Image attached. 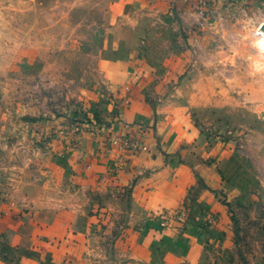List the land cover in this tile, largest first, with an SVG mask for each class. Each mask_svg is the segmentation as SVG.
I'll use <instances>...</instances> for the list:
<instances>
[{
	"label": "crops",
	"instance_id": "1",
	"mask_svg": "<svg viewBox=\"0 0 264 264\" xmlns=\"http://www.w3.org/2000/svg\"><path fill=\"white\" fill-rule=\"evenodd\" d=\"M71 2L32 3L48 7L49 19L35 14L34 24L49 28L25 41L56 40L59 8L73 25ZM130 3L117 1L100 33L117 54L96 119L43 111L29 98L22 113L0 116V264H225L230 206L264 200L250 154L206 133L180 92L193 87L183 81L189 64H199L198 88L264 89V52L181 49L178 18L152 3L146 17H120ZM258 9L264 15V0ZM162 40L178 43L167 52ZM26 48L36 57L41 45ZM163 211L182 216L163 226Z\"/></svg>",
	"mask_w": 264,
	"mask_h": 264
},
{
	"label": "rangeland",
	"instance_id": "2",
	"mask_svg": "<svg viewBox=\"0 0 264 264\" xmlns=\"http://www.w3.org/2000/svg\"><path fill=\"white\" fill-rule=\"evenodd\" d=\"M49 1L4 0L0 4V116L5 112L22 113L19 102L29 98L42 105L43 111L58 115L83 114L87 120L96 119L108 101L107 81L113 71L112 56L117 54V43L101 41L100 33L105 27L103 23L113 17V5L117 1L132 3V8L127 4L126 9L119 10L120 17L128 13L131 17H146L148 3H152L161 7L160 17L178 18L181 49L191 52L260 49L264 52L261 44L264 32L260 30L264 15L258 9L262 0H185L180 10L176 9V3L184 5V0H166L168 9L164 8V0H72L73 25L63 24L70 11L59 8L56 40L43 34L39 41L34 38L25 41L27 35L34 37V31L44 33L49 28L34 24L35 14L49 19L48 7L34 10L32 4ZM242 2L254 5L242 8ZM177 43L176 40L156 42L157 49L167 52L174 50ZM38 45L41 49L36 57L33 52L29 57L23 56L27 46ZM208 62L207 57L202 69H209ZM197 68L188 65L183 81L193 87L180 91L181 95L193 105L194 114L206 133L223 140L231 139L239 150L250 154L264 183V89L198 88ZM9 124L12 130L18 125L17 122ZM229 217L233 234L231 243L227 244L229 248L222 246L221 261H226L225 264L264 261V200L251 204L233 202Z\"/></svg>",
	"mask_w": 264,
	"mask_h": 264
},
{
	"label": "built area",
	"instance_id": "3",
	"mask_svg": "<svg viewBox=\"0 0 264 264\" xmlns=\"http://www.w3.org/2000/svg\"><path fill=\"white\" fill-rule=\"evenodd\" d=\"M261 39H262V35H261ZM261 44L262 47L264 48V39L261 40ZM144 149H146L145 147H143ZM182 216V212L178 211V212H166L163 211L162 213L159 214V217L161 219V224L163 226H167L169 225L170 221H172L173 219H177V218H181ZM207 222H209L210 225H214V219L210 217V215L208 214L206 216Z\"/></svg>",
	"mask_w": 264,
	"mask_h": 264
},
{
	"label": "water",
	"instance_id": "4",
	"mask_svg": "<svg viewBox=\"0 0 264 264\" xmlns=\"http://www.w3.org/2000/svg\"><path fill=\"white\" fill-rule=\"evenodd\" d=\"M261 32H264V25L260 28Z\"/></svg>",
	"mask_w": 264,
	"mask_h": 264
}]
</instances>
